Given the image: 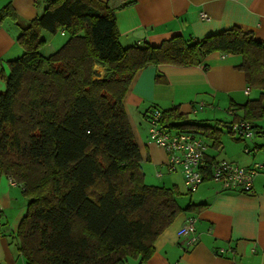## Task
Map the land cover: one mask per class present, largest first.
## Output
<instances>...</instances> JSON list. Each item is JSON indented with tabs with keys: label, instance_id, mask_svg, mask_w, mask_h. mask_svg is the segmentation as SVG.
I'll list each match as a JSON object with an SVG mask.
<instances>
[{
	"label": "trees",
	"instance_id": "obj_1",
	"mask_svg": "<svg viewBox=\"0 0 264 264\" xmlns=\"http://www.w3.org/2000/svg\"><path fill=\"white\" fill-rule=\"evenodd\" d=\"M123 4L39 0L34 6L42 7L40 15L18 25L23 53L7 62V75L0 72L5 84L0 91V177L17 185L26 201L15 232L5 233L21 264L144 263L162 231L190 207L178 205L181 195L175 190L142 181L139 148L122 105L139 69L196 66L214 52L240 55L237 69L247 86L264 90V42L252 32L232 26L200 40L176 35L156 46L122 47L113 15ZM10 16L14 10L3 6L0 21ZM58 30L67 40L42 54V33ZM96 65L104 68L102 76ZM231 107V113H242L233 121H247L263 134L258 121L264 117V92ZM155 110L168 131L203 136L219 147L222 121L215 119L213 126L187 119L176 106L153 109L147 119ZM205 156L208 165L219 161ZM11 214L0 213V228Z\"/></svg>",
	"mask_w": 264,
	"mask_h": 264
},
{
	"label": "crops",
	"instance_id": "obj_2",
	"mask_svg": "<svg viewBox=\"0 0 264 264\" xmlns=\"http://www.w3.org/2000/svg\"><path fill=\"white\" fill-rule=\"evenodd\" d=\"M37 1L0 0V10L8 4L14 10V16L0 21V72L3 75L8 74L7 62L11 58L15 59L9 57L15 56L12 50H23L17 43L19 23L24 24L41 13L42 7L34 6ZM121 2L124 4L114 10L113 16L122 47L143 44L156 46L176 35L183 39L200 40L232 26L250 31L255 39L264 42V0ZM200 14H206V18H201ZM144 29L146 31L141 39L132 36ZM58 32L61 36L65 35L60 30ZM49 42L51 44L52 41ZM241 61L240 55L214 52L205 56L196 66L147 65L132 78L122 105L139 148L140 169L144 175L142 181L149 185L159 179L157 181L161 180L163 187L181 195L178 205L183 210L190 205L162 231L153 244V254L141 264H264V172L253 176V187L249 193L225 190L221 184L213 183L208 178L195 191L187 192L178 172L160 178L144 173L148 168H162L165 171L168 159L167 152L148 138L146 116L154 107L167 109L176 106L185 115L194 113V109L198 113L205 107L214 111L219 103V113L223 109L229 117L228 121H219L230 130L231 123L238 121L234 117L242 116L239 110L231 113V105H242L247 100L259 97H251L252 89L247 86L244 73L237 69ZM93 68L100 76L105 73L102 67L96 65ZM1 78L0 91L5 87ZM201 104L203 109H200ZM229 133L231 144L228 145L222 144V131L220 133L219 151H223L219 154V161L227 160L242 167L260 161L264 164V153L260 155L264 151V129L259 137L261 140H254L253 143L250 140L240 141L237 133ZM245 145L257 147L256 153L242 152ZM207 154L210 160H218L215 154ZM185 196L188 197L186 204L183 203ZM0 210L5 216L12 213L11 221L0 228V264H21V255L15 251V246L5 233L8 229L15 232L26 211L25 199L19 187L4 175L0 177ZM189 217L194 219V231L198 236L195 242L191 241L189 235H178V230Z\"/></svg>",
	"mask_w": 264,
	"mask_h": 264
},
{
	"label": "built area",
	"instance_id": "obj_3",
	"mask_svg": "<svg viewBox=\"0 0 264 264\" xmlns=\"http://www.w3.org/2000/svg\"><path fill=\"white\" fill-rule=\"evenodd\" d=\"M200 17L205 19L206 14H200ZM246 93H248V90H246ZM203 107V104H201L200 109ZM196 112L197 110L194 109V113ZM160 115L161 113L155 110L148 116V138L150 142L167 152L168 159L164 168L167 173L181 172L187 192L195 191L207 178V175H209L208 179L221 184L223 188L242 190L243 193L251 192L253 176L264 172L263 162H255L248 167H241L232 162L221 160L208 165L205 156L207 145L191 133H172L168 131L165 126H162ZM229 127L232 132L237 133L239 137L244 139H252L251 137L254 135L252 126L244 120L235 122ZM251 151L252 153L256 152V149L245 147L242 150L245 154H251ZM207 166H209V169H207ZM162 175V171L156 172V177L160 178ZM194 230V219L188 218L178 230V235H189L191 241L195 242L198 236Z\"/></svg>",
	"mask_w": 264,
	"mask_h": 264
},
{
	"label": "rangeland",
	"instance_id": "obj_4",
	"mask_svg": "<svg viewBox=\"0 0 264 264\" xmlns=\"http://www.w3.org/2000/svg\"><path fill=\"white\" fill-rule=\"evenodd\" d=\"M42 36L44 37V39H45V41H46V43H44L45 45L42 47V49L40 50L41 51V53L42 54H44V55H48V54H50V53H52V52H54V51H56L57 49H59L60 47H61V45L67 40V34H65L64 36H61L60 35V33L59 32H56L55 34H49V33H46V32H43L42 33ZM49 41H52L51 42V44H50V42ZM48 43V44H47ZM51 46V47H50ZM22 52H23V50H12V53L15 55V56H9V57H20V55H22ZM11 59H14V58H11ZM1 78V77H0ZM2 79V78H1ZM264 91V90H263ZM260 94H259V90H257V89H252V92H251V97H257V96H259ZM250 97V98H251ZM222 107V106H221ZM153 109H158V110H160V111H162L163 109H161V108H157V107H154ZM215 110L213 111V109L212 110H210V109H208L207 107H205V109L203 110V111H199L198 113H189V114H185L186 115V117H187V119H191V120H197V122L199 121V122H209L211 125H215V119L216 120H219V119H221V120H223V122L224 121H228V119H229V117H228V115L225 113L226 111H224L223 109H220V113H219V103H218V105L217 106H215V108H214ZM231 109H233L232 107H231ZM125 113H126V111H125ZM221 115L220 117L221 118H219V114ZM127 115V114H126ZM258 124H260V125H262L263 126V129H264V117L263 118H261L259 121H258ZM221 128H222V139L221 140H223V142H222V144L224 145V144H231V139H229L231 136H230V133L228 132V129H226L225 127H223V126H220ZM253 132H254V135H253V137H251L252 139H244V138H242V139H244V140H250V143H253L254 142V140H257V141H260L261 139L259 138V137H261V135H257L256 134V130L254 129L253 130ZM237 135V137H238V134H236ZM198 138H200V140H202L206 145H207V148H208V152L209 153H211V154H215V156H216V158L217 159H219V154H220V152H222L223 150L221 149L220 151H219V147L218 148H216V147H212V146H210V144H211V141L208 139V138H206V137H203V136H198ZM221 138V137H220ZM221 143V142H220ZM249 145V144H248ZM209 146V147H208ZM220 146V145H219ZM241 146H239V148H240ZM250 147V149H252L253 148V146H249ZM207 152V153H208ZM251 153H252V151H251ZM256 153V152H255ZM264 153V151L262 152V153H260V155H262ZM260 155H258V156H260ZM257 156V157H258ZM256 157V158H257ZM220 160V159H219ZM260 162H263V161H260ZM157 170H160V171H162V173H163V175L165 176L166 174L168 175V174H173V173H176V172H172V173H167V171H166V169H165V171H163L162 170V168L161 169H157ZM157 170H151V169H146L145 170V174L148 176L149 174H151L152 176H156V172H157ZM178 173H180L181 174V172L180 171H178ZM181 176H182V174H181ZM158 178V177H157ZM157 180H159V179H156L155 181H153V180H151V181H153V182H151V183H149V185H152V186H154V185H159V186H161V187H163V185H161L160 183H161V180L160 181H157ZM211 180V182H213V180L212 179H210ZM213 183H216V182H213ZM216 184H218V183H216ZM187 201H188V197L187 196H185L184 198H183V203L184 204H186L187 203ZM25 203H26V201H25ZM25 210H26V204H25ZM127 264H139V261L137 260V259H129L128 261H127Z\"/></svg>",
	"mask_w": 264,
	"mask_h": 264
},
{
	"label": "water",
	"instance_id": "obj_5",
	"mask_svg": "<svg viewBox=\"0 0 264 264\" xmlns=\"http://www.w3.org/2000/svg\"><path fill=\"white\" fill-rule=\"evenodd\" d=\"M146 31V29L142 30V31H138L132 34V36H134L137 39H141L144 35V32Z\"/></svg>",
	"mask_w": 264,
	"mask_h": 264
}]
</instances>
